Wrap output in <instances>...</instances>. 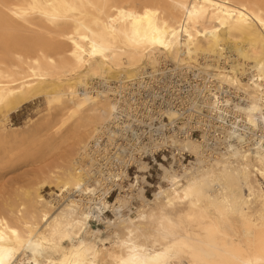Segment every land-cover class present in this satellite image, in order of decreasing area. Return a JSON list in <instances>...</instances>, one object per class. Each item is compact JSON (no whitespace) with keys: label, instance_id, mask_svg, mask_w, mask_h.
<instances>
[{"label":"bare ground","instance_id":"6f19581e","mask_svg":"<svg viewBox=\"0 0 264 264\" xmlns=\"http://www.w3.org/2000/svg\"><path fill=\"white\" fill-rule=\"evenodd\" d=\"M39 98L46 149H70L0 188V264H264V0H0V183L10 116ZM164 147L194 160L160 164L154 200L125 189V153Z\"/></svg>","mask_w":264,"mask_h":264},{"label":"rangeland","instance_id":"374dc122","mask_svg":"<svg viewBox=\"0 0 264 264\" xmlns=\"http://www.w3.org/2000/svg\"><path fill=\"white\" fill-rule=\"evenodd\" d=\"M128 92H130L129 86L126 87V91L123 94L127 96ZM47 114L48 108L44 100L41 98L25 104L11 114L7 125L9 128L17 130L19 134H17L18 136L12 141V143L17 144L15 145L16 149L12 156L13 162L10 167L6 169L4 178L0 183L1 197L13 198L18 193L16 192L17 190L22 189L23 191L26 188L29 189L39 180L42 171L54 167L66 157L67 152L70 149L71 141H56L54 142V145H50L51 147L46 149L47 141L45 140V136L43 133L37 131L39 129L38 125L42 122L43 116ZM213 116L212 113H209L208 115L204 114L203 116H200V119L202 117L210 119ZM201 136V133L196 132L194 139L201 140ZM102 140L103 143H105L106 136H103ZM115 150L117 149L110 148L112 156L115 155ZM119 152L122 153L121 150H119ZM132 156L136 160H142V162L147 163L145 172L140 171L137 164L133 161ZM124 157L127 161L126 164H128L125 167L127 175L122 180L125 189L129 188V184H135L138 181L137 187L134 188L135 192H138L139 187H143L145 189L144 195L149 200H154L158 188L166 185L163 180V170L161 169L160 164L169 166V163H174V161H182L184 164H188L189 161L194 160L189 153L180 156L177 151L172 152L170 147H164L154 154L151 153V151L147 153L143 152L141 149L137 153L127 151ZM113 160L114 159H112L110 164L111 168L114 169V172H119L124 168L123 164H119ZM136 176H145V179L139 177V179L136 180ZM54 193H58V191L53 186H44L42 189V195L48 200L52 199ZM119 193L120 189L115 188V191L107 198L108 202L110 204H115ZM125 193L126 191L122 190V195H125ZM139 201L140 199H131V212H128V209H126L121 211V213L134 215ZM114 219V211L112 208H108L102 214V220L92 219L90 221V227L92 230L101 231V238L105 240L109 236L107 221H113Z\"/></svg>","mask_w":264,"mask_h":264}]
</instances>
